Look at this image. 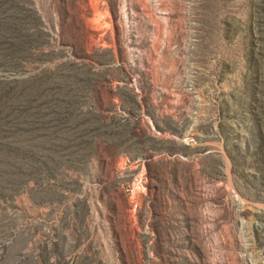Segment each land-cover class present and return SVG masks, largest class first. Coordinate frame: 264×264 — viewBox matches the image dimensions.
<instances>
[{
	"label": "rangeland",
	"instance_id": "obj_1",
	"mask_svg": "<svg viewBox=\"0 0 264 264\" xmlns=\"http://www.w3.org/2000/svg\"><path fill=\"white\" fill-rule=\"evenodd\" d=\"M0 264H264V0H0Z\"/></svg>",
	"mask_w": 264,
	"mask_h": 264
}]
</instances>
